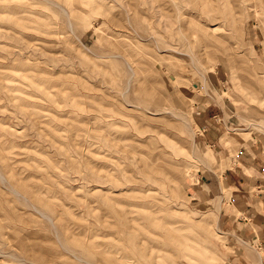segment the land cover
I'll return each mask as SVG.
<instances>
[{"label": "clouds", "instance_id": "clouds-1", "mask_svg": "<svg viewBox=\"0 0 264 264\" xmlns=\"http://www.w3.org/2000/svg\"><path fill=\"white\" fill-rule=\"evenodd\" d=\"M257 144L264 0H0V264H264Z\"/></svg>", "mask_w": 264, "mask_h": 264}, {"label": "rangeland", "instance_id": "rangeland-1", "mask_svg": "<svg viewBox=\"0 0 264 264\" xmlns=\"http://www.w3.org/2000/svg\"><path fill=\"white\" fill-rule=\"evenodd\" d=\"M31 38L34 40L35 39H43L41 37H35V36H33ZM48 51H52V50L48 49ZM4 67H6V66H4ZM36 95L39 96V93H36ZM154 127L163 128L164 124H163V122H160V123L155 124ZM42 134L52 143L53 149H55L56 147H59L60 150L63 151L64 141L60 140L58 135H55L54 133H50L47 128L42 130ZM140 136H141V138H147V133L143 132L140 134ZM161 140H162V143L160 146L165 147V142L163 141V137L161 138ZM257 145H261L262 147H264V144H257ZM257 145L253 146V148L257 147ZM157 155H158V153H157ZM98 156H99L98 153L93 152V153L88 154V159L94 164H100L102 166V168H111L113 166L112 163L109 162L108 160L101 161L100 159H98ZM133 158L135 159V155L133 156ZM113 159L118 161V158H113ZM94 187L98 188L99 186H94ZM73 199H76L75 195L73 196ZM79 202L81 204L85 203L84 201H79Z\"/></svg>", "mask_w": 264, "mask_h": 264}, {"label": "crops", "instance_id": "crops-1", "mask_svg": "<svg viewBox=\"0 0 264 264\" xmlns=\"http://www.w3.org/2000/svg\"><path fill=\"white\" fill-rule=\"evenodd\" d=\"M260 151H264V147H262L261 145H257V147H254L253 148V152L254 153H258ZM248 159L251 160V157H248ZM252 163L254 165H260V170L261 171H264V161H261L260 158H259V156H257V159L255 161H252ZM229 175H232L234 182H238V186H239V184H242L243 183V181L240 179V177L235 176V174L229 173ZM241 195L246 196V197L249 196V194L246 191H243V190L241 192ZM261 199L264 200V194L261 195ZM244 210L246 212H248V213H251V212H254L255 211V209L252 207L251 204H246ZM256 219L257 220L264 221V215L257 214ZM255 222L256 221L252 220L251 217L249 218L248 223H255ZM253 231H255V229H253Z\"/></svg>", "mask_w": 264, "mask_h": 264}]
</instances>
